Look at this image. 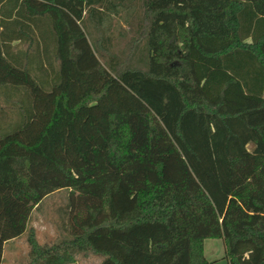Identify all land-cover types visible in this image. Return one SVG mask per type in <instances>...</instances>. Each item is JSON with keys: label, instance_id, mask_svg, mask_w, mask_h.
I'll list each match as a JSON object with an SVG mask.
<instances>
[{"label": "trees", "instance_id": "16d2710c", "mask_svg": "<svg viewBox=\"0 0 264 264\" xmlns=\"http://www.w3.org/2000/svg\"><path fill=\"white\" fill-rule=\"evenodd\" d=\"M24 233L25 264H264V0H0V264Z\"/></svg>", "mask_w": 264, "mask_h": 264}, {"label": "rangeland", "instance_id": "374dc122", "mask_svg": "<svg viewBox=\"0 0 264 264\" xmlns=\"http://www.w3.org/2000/svg\"><path fill=\"white\" fill-rule=\"evenodd\" d=\"M114 37L116 36L114 35ZM125 42V39H115L113 41L114 48L123 47ZM248 149L251 150L252 146L248 145ZM67 203L68 191L60 190L45 197L38 208L32 211L28 229L33 228L36 241L39 244H50L66 236L63 222H66L65 207ZM27 253L28 244L26 233H24L19 238L8 241L3 245L1 264H25ZM203 254L211 264H227V260L224 258L225 247L222 239H204ZM100 261L101 257L99 256L79 254L75 264H100Z\"/></svg>", "mask_w": 264, "mask_h": 264}, {"label": "crops", "instance_id": "0c3cea01", "mask_svg": "<svg viewBox=\"0 0 264 264\" xmlns=\"http://www.w3.org/2000/svg\"><path fill=\"white\" fill-rule=\"evenodd\" d=\"M12 46L14 47V49H17V48H22L24 45H22V44H18V42H13L12 43ZM76 263V262H75Z\"/></svg>", "mask_w": 264, "mask_h": 264}]
</instances>
